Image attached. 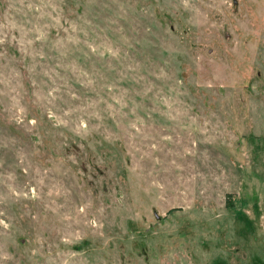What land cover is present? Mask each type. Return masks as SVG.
Masks as SVG:
<instances>
[{
	"label": "rangeland",
	"instance_id": "obj_1",
	"mask_svg": "<svg viewBox=\"0 0 264 264\" xmlns=\"http://www.w3.org/2000/svg\"><path fill=\"white\" fill-rule=\"evenodd\" d=\"M0 264H264V0H0Z\"/></svg>",
	"mask_w": 264,
	"mask_h": 264
},
{
	"label": "trees",
	"instance_id": "obj_2",
	"mask_svg": "<svg viewBox=\"0 0 264 264\" xmlns=\"http://www.w3.org/2000/svg\"><path fill=\"white\" fill-rule=\"evenodd\" d=\"M228 205H230V206L232 205L231 200L228 201Z\"/></svg>",
	"mask_w": 264,
	"mask_h": 264
}]
</instances>
